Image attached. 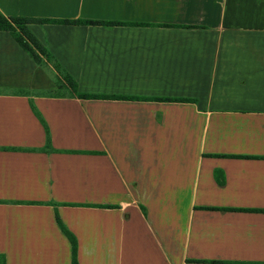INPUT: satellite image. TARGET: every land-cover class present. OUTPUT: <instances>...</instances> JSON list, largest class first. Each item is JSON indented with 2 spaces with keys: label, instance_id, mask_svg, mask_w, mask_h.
Here are the masks:
<instances>
[{
  "label": "crops",
  "instance_id": "obj_1",
  "mask_svg": "<svg viewBox=\"0 0 264 264\" xmlns=\"http://www.w3.org/2000/svg\"><path fill=\"white\" fill-rule=\"evenodd\" d=\"M0 13L115 23L28 24L39 64L0 31L5 264H72L61 225L77 264H264V0Z\"/></svg>",
  "mask_w": 264,
  "mask_h": 264
},
{
  "label": "trees",
  "instance_id": "obj_2",
  "mask_svg": "<svg viewBox=\"0 0 264 264\" xmlns=\"http://www.w3.org/2000/svg\"><path fill=\"white\" fill-rule=\"evenodd\" d=\"M47 22H61L63 24L75 25V24H85V25H103L112 26L115 23H107L100 21H72V20H62V21H48V20H37L22 17H9L6 18L0 13V31L8 32L15 42L25 51L31 59L36 63H41L42 57H47L45 50L41 47L39 42L31 35L27 29L28 24L32 23H47ZM65 82L72 88L79 98H94L92 95L79 94L76 90V85L69 77H65ZM57 222L60 224L59 220ZM61 230L63 234L69 239L72 249V264H77L76 262V240L71 233H69L62 225ZM0 264H5L4 258L0 256Z\"/></svg>",
  "mask_w": 264,
  "mask_h": 264
},
{
  "label": "rangeland",
  "instance_id": "obj_3",
  "mask_svg": "<svg viewBox=\"0 0 264 264\" xmlns=\"http://www.w3.org/2000/svg\"><path fill=\"white\" fill-rule=\"evenodd\" d=\"M48 78H49V77H48ZM40 80H41V81L44 80L43 82H41L42 85H47V84H49V79H47L46 76H45V78H42V79H40ZM47 89L49 90V87H48V86H47V87H44L42 93L46 92ZM60 92H61V91H60Z\"/></svg>",
  "mask_w": 264,
  "mask_h": 264
}]
</instances>
